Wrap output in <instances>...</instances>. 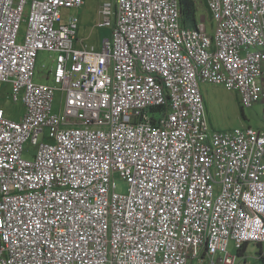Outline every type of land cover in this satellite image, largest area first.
Wrapping results in <instances>:
<instances>
[{"label": "built area", "instance_id": "obj_1", "mask_svg": "<svg viewBox=\"0 0 264 264\" xmlns=\"http://www.w3.org/2000/svg\"><path fill=\"white\" fill-rule=\"evenodd\" d=\"M205 2L211 36L179 0L105 1L98 50L78 45L84 0H31L27 19L0 0V93L24 106L0 108V264H236L230 242L264 245V132H210L199 90L264 107V0Z\"/></svg>", "mask_w": 264, "mask_h": 264}, {"label": "rangeland", "instance_id": "obj_2", "mask_svg": "<svg viewBox=\"0 0 264 264\" xmlns=\"http://www.w3.org/2000/svg\"><path fill=\"white\" fill-rule=\"evenodd\" d=\"M84 5L78 10H70V14H74L79 19L77 39L79 43L94 46L100 49L105 38L110 36L111 30L109 28L100 27L101 16L99 9L103 2L113 0H84ZM197 7V14L199 18L206 21V31L208 35H212L215 23L210 18V15L205 6V0H195ZM31 0H27V5L24 10V19L29 16ZM26 33V23L21 27L19 33V42H22ZM55 55L49 52H40L37 58L35 67L34 82L37 84L51 85V76L49 72L53 69V59ZM11 87L5 84L0 93V108L4 111L5 116L19 121L24 113V106L22 102L16 104L11 103L7 99L10 94ZM201 91L204 108L206 113V121L210 132H229L235 129H245L251 127L254 130L264 132L263 120V104H255L249 108H242L239 103L237 94L233 91L226 90L223 86L211 85L206 83L199 84ZM61 100L63 102V95L55 93L52 105V112L54 114L60 113ZM152 117L153 114L149 113ZM155 117L159 119L160 113H156ZM30 142L24 145V157L28 158L26 153L29 150L33 152ZM116 192L119 194H126L128 192V185L125 181L121 180L118 176L115 178ZM260 248L257 244L250 243L247 246L246 252L243 256L234 248L233 242H230L227 247V254L236 257V264L242 263L244 260L247 264H260ZM262 256H264V245L262 246ZM190 264H197L196 262Z\"/></svg>", "mask_w": 264, "mask_h": 264}, {"label": "trees", "instance_id": "obj_3", "mask_svg": "<svg viewBox=\"0 0 264 264\" xmlns=\"http://www.w3.org/2000/svg\"><path fill=\"white\" fill-rule=\"evenodd\" d=\"M179 2H180V15H181L182 26L184 28H191V29L196 28L199 17L197 14V7H196L195 0H179ZM205 6H206V3H205ZM257 245L260 248V252H259L260 264H264V256H262V245L260 244H257ZM246 249H247V246L244 245L240 250H238L239 254L243 256L246 252ZM241 264H247V263L244 260Z\"/></svg>", "mask_w": 264, "mask_h": 264}, {"label": "clouds", "instance_id": "obj_4", "mask_svg": "<svg viewBox=\"0 0 264 264\" xmlns=\"http://www.w3.org/2000/svg\"><path fill=\"white\" fill-rule=\"evenodd\" d=\"M252 244H254V243H252ZM249 245V244H248ZM248 245H246V246H248ZM261 245V244H260ZM263 246V245H262ZM239 264H241V263H239Z\"/></svg>", "mask_w": 264, "mask_h": 264}]
</instances>
